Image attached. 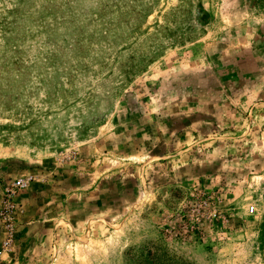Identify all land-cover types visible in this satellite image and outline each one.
<instances>
[{"label":"rangeland","instance_id":"rangeland-1","mask_svg":"<svg viewBox=\"0 0 264 264\" xmlns=\"http://www.w3.org/2000/svg\"><path fill=\"white\" fill-rule=\"evenodd\" d=\"M26 175L82 189L0 264H264V0H0V208Z\"/></svg>","mask_w":264,"mask_h":264},{"label":"crops","instance_id":"crops-1","mask_svg":"<svg viewBox=\"0 0 264 264\" xmlns=\"http://www.w3.org/2000/svg\"><path fill=\"white\" fill-rule=\"evenodd\" d=\"M64 184L65 185L60 187H58V185L54 188L38 185L37 187L29 189L24 193V196L19 201L21 203L20 209L22 211H32V215H30V212L22 215L24 218L22 226L23 230L27 231L33 227L40 229L43 227V222L45 220L55 219V217H51V215L55 214V212L69 211V203L66 204L68 198H70L68 192L71 190L77 192L79 189H82V186L79 185L77 187H73L72 185L76 184V182L71 185L70 181H65ZM75 194L78 196L79 193L77 192ZM31 218L34 220H30ZM0 255L3 257V253Z\"/></svg>","mask_w":264,"mask_h":264},{"label":"built area","instance_id":"built-area-1","mask_svg":"<svg viewBox=\"0 0 264 264\" xmlns=\"http://www.w3.org/2000/svg\"><path fill=\"white\" fill-rule=\"evenodd\" d=\"M32 180V175L17 177L4 189V197L0 208V232L3 234L0 245L4 250H9L14 246L17 235L14 211H22L20 208L17 209L14 205V197L17 192L26 189ZM250 210H252V208Z\"/></svg>","mask_w":264,"mask_h":264},{"label":"trees","instance_id":"trees-1","mask_svg":"<svg viewBox=\"0 0 264 264\" xmlns=\"http://www.w3.org/2000/svg\"><path fill=\"white\" fill-rule=\"evenodd\" d=\"M152 255L153 253H151L150 251H146V253L144 254V259H142L141 263L139 264H186V263H178V262L159 263L157 260L154 259V256Z\"/></svg>","mask_w":264,"mask_h":264}]
</instances>
